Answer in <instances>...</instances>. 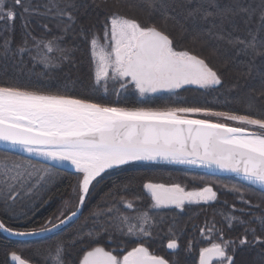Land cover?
I'll use <instances>...</instances> for the list:
<instances>
[{
	"label": "snow or ice",
	"instance_id": "snow-or-ice-1",
	"mask_svg": "<svg viewBox=\"0 0 264 264\" xmlns=\"http://www.w3.org/2000/svg\"><path fill=\"white\" fill-rule=\"evenodd\" d=\"M214 2L208 0L210 6ZM141 3L151 10L156 0H135L128 7H137ZM71 8H74L72 3L61 7L60 0H49L45 11L39 13L31 6V0H0L3 31L11 32L13 24L10 22L17 17L21 19L23 28L15 47L11 35L0 39V57L23 64L27 55L32 67L42 65L45 73L71 62L76 47L65 44L75 25V18L68 10ZM30 14L51 17L50 22H55L58 33L49 35L51 29L48 23H44V33L34 35L29 28ZM148 14L151 15V11ZM211 15V12H205L206 18ZM261 30H264V14L260 16L258 28L248 31L250 39L235 37L228 43L240 46L237 47L238 56H264V38L259 36ZM80 34L89 46L93 91L101 90L105 96L110 87L112 94L119 99L129 86L145 98L159 93L174 95L187 86L218 91L224 84L222 75L205 58L177 49L171 36L155 21L143 24L113 12L106 18L103 44L95 33L89 36L81 29ZM219 38L225 39L222 35ZM0 144L19 149L52 166L67 164L80 174L74 189L78 194L75 210L67 215L62 211L55 222L50 219L32 231H19L0 222V231L16 237L44 235L69 224L89 197L93 182L99 184L97 178L103 179L102 174L108 170L134 162L191 165L233 173L264 192V115L194 106L127 108L102 100L5 84L0 85ZM52 176L51 167H37L30 160L0 157V195L5 202H15L21 192L25 195L31 193L42 182L49 183ZM142 187L150 198L147 209L142 210L132 200H126L119 190L110 192L111 197L119 196V202L108 205L106 201V207L98 205L92 213L97 220L103 217V223L87 231L77 229L67 240L57 241L49 248L45 264H170L144 246L146 239L153 236L157 217L162 220L166 215L162 210L165 209L184 211L186 204L214 202L217 193L210 186L186 191L179 183L146 182ZM230 190L239 193L241 204L251 207L242 187L233 185ZM141 199V196L133 197V200ZM120 204L129 212H122ZM133 212L134 215L131 214ZM234 220L245 228V234L239 240L240 246L249 243V233L255 243L264 244V239L256 235V229L250 227L253 222H258L264 230V217L245 220L229 216L226 226L232 228ZM214 230L215 225L207 229L208 232ZM117 233L122 237H134L136 246L126 250L118 244L111 251L100 246L104 239L109 243L115 240ZM204 233L205 229H201V234ZM220 240L221 243L213 242L200 249L199 264H213L214 261L217 264H234L236 242L224 240L222 231ZM77 242L83 246L76 258L71 259L68 249L75 247ZM167 248L175 252L179 248L177 239H170ZM10 260L14 264H30L15 251L10 253Z\"/></svg>",
	"mask_w": 264,
	"mask_h": 264
},
{
	"label": "trees",
	"instance_id": "trees-1",
	"mask_svg": "<svg viewBox=\"0 0 264 264\" xmlns=\"http://www.w3.org/2000/svg\"><path fill=\"white\" fill-rule=\"evenodd\" d=\"M133 2L135 0H60L63 4L61 7L68 3L74 5V8L68 10L75 18V25L65 40L66 46L76 47L73 60L45 73L42 65L33 68L27 55L24 56L23 64L0 57V85L86 97L102 100L105 103H116L118 106L127 108L165 109L194 106L253 116L264 115V96L261 95L264 93V56L254 58L238 56L237 47L240 46L234 47L228 43L229 39L235 37L250 39L247 33L249 30L255 31L258 28L260 16L264 14V0H215L211 6L208 0H156L155 7L151 10L143 3L129 8L128 4ZM46 4L31 0V6L39 11H43L40 6ZM197 9L199 10L196 11ZM149 11L151 15L148 14ZM206 11L213 15L206 18ZM113 12L137 19L143 24L148 23L149 20L155 21L171 36L177 49L193 52L205 58L217 69L222 75L223 86L218 91H206L195 86H187L174 95L165 94L160 98H141L134 90L130 97L117 99L112 95L102 96L100 90L93 91L89 46L80 34L81 29L89 36L95 33L101 37L100 41H103L106 18ZM28 19L29 28L33 34L42 35L44 29L43 24L40 23V14H30ZM10 23L13 24L11 32L3 31L4 24H0V39L11 35L13 47H15L23 34L22 21L17 17ZM49 28L51 29L49 35L58 33L56 24L51 23ZM221 35L225 39H220ZM259 36L264 38V30L260 31ZM130 89L133 88L129 86V91ZM0 157H9L18 161L30 160L37 167H51L53 171L49 183L42 182L38 188L27 195L21 192V196L15 202L11 200L5 202L3 195H0L1 222L19 231H32L43 226L50 219L55 222L62 211L67 215L76 209L78 194L74 193V189L77 187L80 174L58 169L4 149H0ZM102 176L103 179L97 178L100 181L99 184L93 182L94 187L90 189V195L85 200L79 217L52 236L48 241L50 246L47 243L44 247L40 245L42 243L35 241L10 240L0 232V264H8L7 256L12 251L32 264H41V257L45 258L46 252L57 241L67 240L77 229L83 228L87 231L103 223V217L97 220L92 213L97 210L98 205L106 207V201L108 205L119 202V196L111 197L110 192L119 190L126 200H132L142 210L147 209L150 198L142 187L146 182L166 185L179 183L186 191H198L205 186H210L217 193V199L208 204L185 205L184 211L162 210L166 215L162 220L157 217V222L152 229L153 236L146 239L151 250L166 255L165 244L174 238L180 246L178 254L197 257L201 248L209 247L213 242H222L220 240L222 231L224 240L236 242L234 264H264V244L255 243L249 233V243L240 246L239 240L245 234L244 226L240 225L238 220L232 221L234 225L232 228L226 226L229 216L245 220L264 217V192L257 186L248 185L246 181L233 176L213 175L165 164H129L108 171ZM46 179L49 178L46 177ZM233 185L244 189L251 207L241 204L238 199L239 193L230 190ZM134 196H141L143 199L133 200ZM119 206L122 212H129L128 209L123 208L122 204ZM213 225L215 230L208 232L207 229L212 228ZM250 227L255 228L256 235L264 239V230L258 222H253ZM201 229H205L204 235L201 234ZM103 235L107 236L106 233ZM131 239L117 233L115 240L109 243L107 239H104L100 246L113 250L118 244L124 245ZM154 241L158 245L150 244ZM189 245H191L190 248ZM82 246L77 242L75 247L68 249L71 259L76 258ZM128 246L127 250L134 245ZM231 251L230 247L229 252Z\"/></svg>",
	"mask_w": 264,
	"mask_h": 264
},
{
	"label": "water",
	"instance_id": "water-1",
	"mask_svg": "<svg viewBox=\"0 0 264 264\" xmlns=\"http://www.w3.org/2000/svg\"><path fill=\"white\" fill-rule=\"evenodd\" d=\"M160 94L162 93H159V94H155V95H150L148 97H151V98H155V97H158ZM0 149H4V150H8V151H12V152H16V153H19V154H22L24 156H27L31 159H34V160H37V161H40V162H43V163H46L48 164V162L40 159V158H37V157H34V156H29L28 154H24L22 151H20L19 149H11L7 146H5L4 144H0ZM131 164H165V165H172V166H177V165H173V164H167V163H156V162H134V163H131ZM49 165V164H48ZM52 166V165H50ZM126 166V165H125ZM52 167H55V168H58V169H63V170H67V171H73L75 172L73 169H71V167H68V166H64V165H55V166H52ZM177 167H186V168H189V169H194V170H198V171H202V172H205V173H209V174H213V175H222V176H233V177H236L237 179H240L242 180L240 177H237L235 174L233 173H222V172H219L215 169H208V168H202V167H197V166H191V165H178ZM111 170H114V169H111ZM111 170H108V171H111ZM258 187V186H257ZM187 205V204H186ZM81 208L82 206L79 208V211H78V215L77 217H75L73 219V221H71L69 224L67 225H64L62 226L60 229L54 231V232H51V233H46L44 235H39V236H35V237H16V236H11L7 233H4L3 231H0L1 234L3 236H5L6 238L10 239V240H14V241H23V242H26V241H34V240H38L40 238H43V237H47V236H50L52 234H55L59 231H61L62 229H64L65 227H67L68 225H70L72 222H74L80 215L81 213ZM1 222V221H0ZM9 262L10 264H14V262H12L10 260V255H9Z\"/></svg>",
	"mask_w": 264,
	"mask_h": 264
},
{
	"label": "flooded vegetation",
	"instance_id": "flooded-vegetation-1",
	"mask_svg": "<svg viewBox=\"0 0 264 264\" xmlns=\"http://www.w3.org/2000/svg\"><path fill=\"white\" fill-rule=\"evenodd\" d=\"M165 94H169V93H162V94H160L158 97H155V98H160V97H162V96H164ZM148 98H151V97H148ZM45 224H47V222L45 223ZM44 224V225H45ZM49 227H50V225H49ZM40 228V227H39ZM39 228H37V229H39ZM60 232V231H59ZM59 232H57V233H59ZM57 233H55V234H57ZM55 234H52V235H50V236H47V237H43V238H40V239H38V240H34L35 242H37V243H42V244H40V245H42V246H44L45 247V245L48 243L49 245L48 246H50V243L48 242L49 241V239L52 237V236H54ZM130 241V240H129ZM27 242H29V241H27ZM168 243V242H167ZM167 243L165 244V247H164V250H166V255H161V254H159V253H157L156 251H154V250H151L150 248H149V243L146 241L145 242V245L144 246H146L148 249H149V251L152 253V254H154V255H158V256H162V257H164L165 259H167L169 262H170V264H172V261L173 260H175V264H182V262H183V264H199V255L197 256V257H194L193 255H190V256H187V255H184V254H178V252H180V246H179V248L177 249V250H175V252L173 251V250H170V249H168L167 248ZM150 244H152V245H158V243H156V241H154L153 243H150ZM120 246H122V247H127L128 245L130 246V245H134V246H136V240H132L131 239V242H128V243H126V244H124V245H121V244H119ZM179 245V244H178ZM128 246V247H129ZM106 249V248H105ZM107 250V249H106ZM127 250V249H126ZM128 250H130V249H128ZM159 250H160V248H159ZM109 251H111V250H109ZM47 254H48V252H46V254L44 255L45 257L47 256ZM115 254V253H114ZM10 255V254H9ZM9 255L7 256V262H8V264H10V262H9ZM40 261H41V264H45V258L43 257H41V259H40ZM177 261H179V262H177ZM30 264H32V263H30ZM213 264H217V262L216 261H214L213 262Z\"/></svg>",
	"mask_w": 264,
	"mask_h": 264
},
{
	"label": "rangeland",
	"instance_id": "rangeland-1",
	"mask_svg": "<svg viewBox=\"0 0 264 264\" xmlns=\"http://www.w3.org/2000/svg\"><path fill=\"white\" fill-rule=\"evenodd\" d=\"M36 2L39 3V4H45V3L48 4L49 0H47V1L36 0ZM61 5H63V4L60 3V6H61ZM40 7L42 8L43 11H39V12H40V13H43V12L45 11V5H41ZM54 11H55V10H54ZM40 16H41V19H40V20H41V22H40L41 24H44V23H48V25H50L51 23H52V24H55V22H50V21H51V17L44 16V15H41V14H40ZM100 43L103 44L104 41H100ZM130 90H131V89H130ZM132 91L134 92V89H132L131 91H129V89H128L126 92H123V93L120 95V97H121V98H128V97H130V94L132 93ZM100 92H101V95H102V96L106 97L105 94H104L101 90H100ZM132 94H133V93H132ZM109 95H110V96L112 95V96L116 97L115 95L112 94L111 87H110L109 93L107 94V97H108ZM116 98H117V97H116ZM208 118H209V119H215L214 117H208ZM228 123H231V122H228ZM23 153H24V152H23ZM24 154H27V153H24ZM173 165H177V164H173ZM177 166H178V165H177ZM71 169H72V168H71ZM73 170H74V169H73ZM74 171H75V170H74ZM132 240H135V238L133 237Z\"/></svg>",
	"mask_w": 264,
	"mask_h": 264
},
{
	"label": "bare ground",
	"instance_id": "bare-ground-1",
	"mask_svg": "<svg viewBox=\"0 0 264 264\" xmlns=\"http://www.w3.org/2000/svg\"><path fill=\"white\" fill-rule=\"evenodd\" d=\"M64 166H68V167H70L69 165H67V164H64Z\"/></svg>",
	"mask_w": 264,
	"mask_h": 264
}]
</instances>
